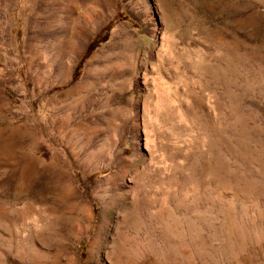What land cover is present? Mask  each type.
<instances>
[{"label": "rangeland", "instance_id": "obj_1", "mask_svg": "<svg viewBox=\"0 0 264 264\" xmlns=\"http://www.w3.org/2000/svg\"><path fill=\"white\" fill-rule=\"evenodd\" d=\"M176 2L177 39L207 55V72L185 60L183 82L170 83L166 121L187 133L175 121L185 97L200 123L195 140L209 138V147L192 183L157 178L152 200L133 202L108 183L105 124L66 125L61 146L56 131L93 96L88 63L101 76L119 66L104 54L114 32H148L140 16L118 0L94 26L95 0H0V190L12 196L13 214L0 264L5 254L9 264H264V0ZM131 139L126 133L129 153ZM56 144L55 158L48 151ZM183 185L191 192L182 195Z\"/></svg>", "mask_w": 264, "mask_h": 264}, {"label": "bare ground", "instance_id": "obj_2", "mask_svg": "<svg viewBox=\"0 0 264 264\" xmlns=\"http://www.w3.org/2000/svg\"><path fill=\"white\" fill-rule=\"evenodd\" d=\"M95 1L97 7L90 17L91 22L89 23L97 26L104 22L108 11L111 10L114 4L116 6L118 0ZM125 1L140 16L142 24L148 29V32L141 34L140 31L127 25L114 32L116 34L115 40L108 50L104 51V54L109 64L117 62L119 66L115 67L107 76H101L92 74L94 61L88 63L84 86L87 93L93 94V96L86 100V104L77 118H71L73 115L70 118H59L56 139L61 146L62 129L66 125L70 126L74 123L86 125L105 124L106 128L103 129V133L105 130L108 136L107 140L110 143L103 154L107 159L106 168L114 170L108 179V183L111 184L112 189H117L118 192L120 190V193L133 202H138L137 198L147 202L154 197L151 196V189L154 188L152 186L158 180L157 178L163 179L166 177L172 181L175 180L176 185H178L180 182L184 184V181L192 183L194 178L197 177V173L200 172L197 165L201 164L199 163L202 157L201 153L209 147V142H207L209 138L205 139L198 135L199 137L196 140L201 146L199 149L193 147L199 129L198 124H200L197 117L194 116L193 107L184 97L183 105H181L184 107L182 113L177 112L178 115L174 114L176 116V120H174L186 126L187 133L185 134L179 132L175 124L166 121V107L170 102L169 94L172 91L171 85L173 83H170L174 82L175 78L183 82L184 74L182 70L186 65L185 60H187L193 71L205 73L207 72L205 64L207 61L205 56L207 55L203 51H194L188 45H184L181 41L183 37L180 36L179 40L177 39L179 35L176 31L181 24L178 11L183 9L181 3L179 5L176 0ZM164 40L168 42L165 47L162 44ZM98 58L99 55L94 56L95 60ZM225 62L229 69L232 68L228 58L225 59ZM222 68L224 67H221V70ZM174 74L177 76L175 77ZM66 81H63V83ZM210 106L208 107L210 108ZM104 108H106V111L101 112ZM149 108H151L150 111L153 112V115L150 114V111L148 115ZM146 120L150 122L145 124ZM162 129L164 133H161ZM98 130L102 133L101 129ZM126 133L132 135V153L128 152L129 148L125 144ZM192 137H194V142ZM197 149L200 152L195 155ZM48 152L55 157L61 154V149L58 145L53 149L51 147ZM157 153L161 155L164 162L156 161ZM185 153L186 155H183ZM182 157L183 161H181ZM90 159L84 160L86 161L85 167H89ZM148 159H150V162H148ZM142 162H148L146 167L140 168ZM190 165L191 168L188 170L187 168ZM132 169L134 176L131 175L132 173L130 174ZM4 182L2 183L4 184ZM100 186H103V184ZM179 190L182 195H186L190 189L187 191V186L183 185ZM105 191L107 190L105 189ZM11 197L8 193L0 190V235L2 236L1 240L4 242L5 253L8 251L9 244L7 242L13 215L6 206L11 201ZM19 198L17 199L19 200ZM154 199L153 201H155ZM103 217H105V214ZM7 256L5 254L2 258L3 264H9Z\"/></svg>", "mask_w": 264, "mask_h": 264}, {"label": "trees", "instance_id": "obj_3", "mask_svg": "<svg viewBox=\"0 0 264 264\" xmlns=\"http://www.w3.org/2000/svg\"><path fill=\"white\" fill-rule=\"evenodd\" d=\"M93 48H94V47H93V44L90 43V44L88 45L87 49H86V53L90 52Z\"/></svg>", "mask_w": 264, "mask_h": 264}]
</instances>
